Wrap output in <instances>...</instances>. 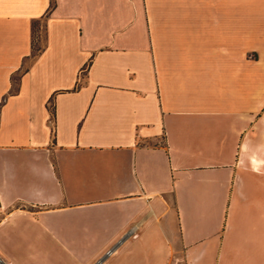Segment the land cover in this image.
<instances>
[{
	"label": "crops",
	"instance_id": "1",
	"mask_svg": "<svg viewBox=\"0 0 264 264\" xmlns=\"http://www.w3.org/2000/svg\"><path fill=\"white\" fill-rule=\"evenodd\" d=\"M174 261L264 264V0H0V264Z\"/></svg>",
	"mask_w": 264,
	"mask_h": 264
},
{
	"label": "rangeland",
	"instance_id": "2",
	"mask_svg": "<svg viewBox=\"0 0 264 264\" xmlns=\"http://www.w3.org/2000/svg\"><path fill=\"white\" fill-rule=\"evenodd\" d=\"M42 23L40 21L36 22L34 24V46H35V51L34 52H38L44 43V35L42 32ZM18 78V75H16V79ZM172 264H184L183 261H174V263Z\"/></svg>",
	"mask_w": 264,
	"mask_h": 264
},
{
	"label": "built area",
	"instance_id": "3",
	"mask_svg": "<svg viewBox=\"0 0 264 264\" xmlns=\"http://www.w3.org/2000/svg\"><path fill=\"white\" fill-rule=\"evenodd\" d=\"M132 231H133V228H131V229L128 231V233H130V232H132ZM124 236H125V235H124ZM118 246H119V244H115V245H113L112 247H110V248L106 251V253L103 255L102 259H103L104 257L110 255L111 253L116 252ZM100 261H101V259H100Z\"/></svg>",
	"mask_w": 264,
	"mask_h": 264
},
{
	"label": "trees",
	"instance_id": "4",
	"mask_svg": "<svg viewBox=\"0 0 264 264\" xmlns=\"http://www.w3.org/2000/svg\"><path fill=\"white\" fill-rule=\"evenodd\" d=\"M35 33V32H34ZM34 51H35V46H34Z\"/></svg>",
	"mask_w": 264,
	"mask_h": 264
}]
</instances>
